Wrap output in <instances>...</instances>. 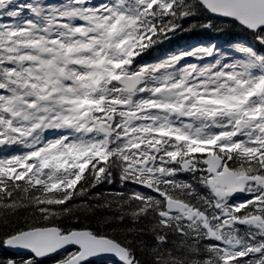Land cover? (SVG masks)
<instances>
[{
  "label": "snow or ice",
  "instance_id": "snow-or-ice-1",
  "mask_svg": "<svg viewBox=\"0 0 264 264\" xmlns=\"http://www.w3.org/2000/svg\"><path fill=\"white\" fill-rule=\"evenodd\" d=\"M0 264H264V0H0Z\"/></svg>",
  "mask_w": 264,
  "mask_h": 264
}]
</instances>
